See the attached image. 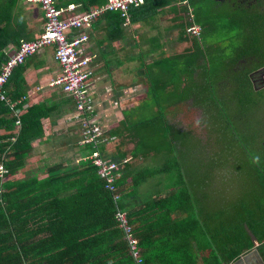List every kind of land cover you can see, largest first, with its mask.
<instances>
[{"label":"crops","instance_id":"obj_1","mask_svg":"<svg viewBox=\"0 0 264 264\" xmlns=\"http://www.w3.org/2000/svg\"><path fill=\"white\" fill-rule=\"evenodd\" d=\"M147 1L143 4L151 9H131L128 23L101 15L85 30L88 39L80 47L90 59L93 114L103 135L114 137L101 152L115 161L127 160L124 170L135 175L133 184L128 179L124 185L125 212H142L166 196L169 205L180 207L166 219L171 236L186 238L196 261L207 252L206 236L227 243L241 232L259 254L256 236L264 235V112L255 119L252 109L257 97L264 100V88L251 82L248 68L264 59H255L253 50H246L251 56L244 59L242 39L229 55L234 64L230 78L225 77L224 56L219 55V65L212 69L199 52L200 42L183 34L175 0ZM214 1L217 9L228 8L224 16L234 12L232 0ZM88 3L57 0L56 7L66 19L83 13ZM36 7L41 30L34 35L27 31L29 40L42 33ZM249 40L254 48L260 46L258 39ZM205 44L217 48L221 42ZM52 50L45 46L27 57L20 79L15 77L7 88L21 95L14 102L22 103L21 114L33 105H43L45 112L39 120L42 136L31 143L12 180H41L50 167L71 172L84 162L87 149L78 145L80 127L70 120L73 102L48 86L59 73Z\"/></svg>","mask_w":264,"mask_h":264},{"label":"trees","instance_id":"obj_2","mask_svg":"<svg viewBox=\"0 0 264 264\" xmlns=\"http://www.w3.org/2000/svg\"><path fill=\"white\" fill-rule=\"evenodd\" d=\"M22 1L0 0V65L6 60L3 50L8 45L15 49L20 40H29ZM104 1L89 0L82 10L100 6ZM175 1V9L179 12L177 18L184 28L183 34L200 42L202 51L199 46L196 49L200 50L202 58L206 55L209 67L212 68V63L219 65L218 58L214 57L216 47L207 46L205 41L202 44L198 38L205 33L209 17L216 15L220 20L217 16L222 13V9H217L218 3L214 0H188L187 5H180ZM232 2L237 9L234 8V12L228 15L234 14L236 19H232L234 23L226 25L242 27L243 22L247 23L249 38H256V43L264 45V34H261L264 33V8L260 2L247 9H242L235 0ZM146 3L149 4V1L146 0ZM144 4L135 9H151ZM104 14L112 21L119 23L122 20L117 12ZM224 17L226 19L220 22L231 20L227 19L229 16ZM190 26L199 28L197 37L185 32ZM247 29H243L246 35ZM244 34V59H248L251 54L256 57L259 47L254 48ZM246 50L253 51L250 54ZM223 62L227 64L229 73L233 61L224 58ZM263 64L264 61L258 62L257 67ZM248 70L251 71L250 68ZM20 75L19 66L12 71L4 87L11 102H15L21 95L18 92L10 94L7 88L10 82L15 81V77L19 80ZM223 75L226 77L229 74L223 71ZM21 104H17L16 108L20 109ZM44 115L43 105L29 107L20 115L19 129L15 141L11 143L9 139L16 133L13 130L15 119L10 109L0 101V131L6 132L0 134V163L5 170L0 180V264H134L122 232L114 220V213L116 208L127 210L122 199L124 185L128 179L133 184L135 175L127 173L124 168L120 170V176L115 181L119 193L117 204L112 200V193L104 189L103 181L98 178L95 167L88 160H84L80 168L71 172H64L60 166L50 167L47 177L41 180L10 179L24 166L31 143L42 136L39 120ZM176 208L180 207L169 205L164 196L142 212H126L128 223L137 239L142 264H230L242 252L251 248L249 239L242 232L238 238L227 243H220V239L214 236H206L207 252L196 261V256L187 250L186 238L175 239L167 226L166 219ZM256 241L264 263V235L256 236Z\"/></svg>","mask_w":264,"mask_h":264},{"label":"built area","instance_id":"obj_3","mask_svg":"<svg viewBox=\"0 0 264 264\" xmlns=\"http://www.w3.org/2000/svg\"><path fill=\"white\" fill-rule=\"evenodd\" d=\"M38 5L42 14V33L29 41L20 40L18 46L13 50L3 51L6 60L0 65V101L12 109L15 118L13 130L16 132L10 138L13 143L19 129L20 111L16 104L11 102L4 87L10 78L12 71L21 65L24 60L36 53L45 46L52 47V58L58 66V75L50 81L49 87L58 88L69 96L73 102L74 112L70 120L79 123L80 132L78 144L82 147L90 146L91 151L83 160H88L95 167L96 175L104 183V189L112 193L114 203L119 201V193L115 187V181L120 176V170L127 160L118 162L105 157L100 148L105 146L114 137H105L93 114L92 100L89 94V79L91 69L90 59L80 50L88 36L85 32L91 24L106 12H117L124 23H128L129 11L142 5L144 0H105L97 7H90L78 16L63 19V11L56 7L57 0H26ZM188 0H177L180 5H187ZM185 32L197 37L199 28L190 26ZM69 120V121H70ZM5 173L0 163V180ZM114 220L121 230L123 240L126 243L128 254L134 264H142L141 253L138 248L137 239L134 236L132 227L128 223L127 214L124 210L115 209Z\"/></svg>","mask_w":264,"mask_h":264},{"label":"rangeland","instance_id":"obj_4","mask_svg":"<svg viewBox=\"0 0 264 264\" xmlns=\"http://www.w3.org/2000/svg\"><path fill=\"white\" fill-rule=\"evenodd\" d=\"M197 4V2H196ZM21 6H22V11H23V18H24V23L26 25V30L30 33L37 34L40 29V20H39V10H37V7L35 4L27 2L26 0H23L21 2ZM202 10V9H201ZM225 11H228L227 9H223L222 13L219 14L220 20L223 22L224 19H226L223 15V13ZM264 12V11H263ZM209 17V16H208ZM227 19H236L234 14H230L229 17ZM220 20H218L216 18V15L212 18L209 17L208 23L205 25V33L203 32V34L199 35L198 38H200L201 41H212V42H221L220 45L217 46L216 48V52L214 54L215 58H219V55L222 54L223 59H231V57H229V55L233 54L234 49H235V45H238L239 43H241V40L243 39V29H247V23L243 22L242 27L241 26H237L236 24L232 25V26H228L226 25L227 23H234L233 20L231 21H226L224 23L220 22ZM216 25V27L214 28V26ZM209 29V30H208ZM207 30V31H206ZM40 33V32H39ZM247 35L244 34L245 38L248 40L249 39V33L250 31L247 29ZM264 59V45L262 46V44H260L259 46V52L257 53V56L255 57V59ZM232 61V60H231ZM255 64V63H253ZM254 66V65H253ZM218 67V63H212V69ZM223 71H226L228 75V77L230 78L231 74L228 73V67L227 64L225 62H223ZM233 81H237V78H232ZM234 92L238 93V91L233 90ZM6 105V104H5ZM10 111H11V116L14 117L12 115V109L6 105ZM13 109H18V108H14ZM20 112L21 110L18 109ZM253 112V118L255 119H259L261 117V115L264 112V100H260L258 97L256 98V102L255 105L252 109ZM21 115V113H20ZM19 115V117H20ZM264 116V114H263ZM15 119V118H14ZM81 125L78 123L77 127L79 128ZM80 132V130H79ZM79 140V139H78ZM10 141V139H9ZM79 145V144H78ZM80 146V145H79ZM82 147V146H80ZM84 148L87 149L86 151V155L88 156L91 148L90 146H84Z\"/></svg>","mask_w":264,"mask_h":264},{"label":"water","instance_id":"obj_5","mask_svg":"<svg viewBox=\"0 0 264 264\" xmlns=\"http://www.w3.org/2000/svg\"><path fill=\"white\" fill-rule=\"evenodd\" d=\"M254 65V68L251 69L250 68V74L248 75L249 78L251 77L252 80L251 82L253 84H256V82L254 81L253 77H255V79H258V83L259 85L264 88V65L262 66H258V62H256ZM251 66V65H250ZM230 264H264L261 257L259 256L257 250L255 248L250 249L249 251L241 254L240 256H238L232 263Z\"/></svg>","mask_w":264,"mask_h":264},{"label":"flooded vegetation","instance_id":"obj_6","mask_svg":"<svg viewBox=\"0 0 264 264\" xmlns=\"http://www.w3.org/2000/svg\"><path fill=\"white\" fill-rule=\"evenodd\" d=\"M235 2L238 5H241L242 7H246V8H251V7H255L258 2H260V4L262 5V7H264V0H235ZM254 81L256 82V84H258V79H254Z\"/></svg>","mask_w":264,"mask_h":264},{"label":"clouds","instance_id":"obj_7","mask_svg":"<svg viewBox=\"0 0 264 264\" xmlns=\"http://www.w3.org/2000/svg\"><path fill=\"white\" fill-rule=\"evenodd\" d=\"M143 2H144V1H143ZM33 4H35V3H33ZM36 5H37V4H36ZM142 5H143V3H142ZM37 6H38V5H37ZM140 6H141V5H140ZM140 6H139V7H140ZM137 8H138V7H137ZM23 41H24V40H23ZM28 41H29V40H28ZM3 51H6V50H3ZM19 66H20V65H19ZM19 66H18V67H19ZM16 68H17V67H16ZM5 92H6V91H5Z\"/></svg>","mask_w":264,"mask_h":264}]
</instances>
